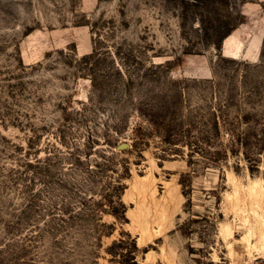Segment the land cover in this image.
Segmentation results:
<instances>
[{
	"label": "rangeland",
	"instance_id": "374dc122",
	"mask_svg": "<svg viewBox=\"0 0 264 264\" xmlns=\"http://www.w3.org/2000/svg\"><path fill=\"white\" fill-rule=\"evenodd\" d=\"M263 239L264 0H0V264Z\"/></svg>",
	"mask_w": 264,
	"mask_h": 264
},
{
	"label": "bare ground",
	"instance_id": "6f19581e",
	"mask_svg": "<svg viewBox=\"0 0 264 264\" xmlns=\"http://www.w3.org/2000/svg\"><path fill=\"white\" fill-rule=\"evenodd\" d=\"M263 241H264V239H263ZM262 243H264V242H262ZM258 246H259V245H258ZM258 246H257V247H258ZM262 246H264V245H262ZM259 249H260V248H259Z\"/></svg>",
	"mask_w": 264,
	"mask_h": 264
}]
</instances>
